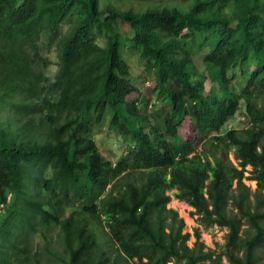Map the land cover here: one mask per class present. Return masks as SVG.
Returning <instances> with one entry per match:
<instances>
[{"label": "trees", "instance_id": "trees-1", "mask_svg": "<svg viewBox=\"0 0 264 264\" xmlns=\"http://www.w3.org/2000/svg\"><path fill=\"white\" fill-rule=\"evenodd\" d=\"M178 1L137 12L100 0H0V264H39L41 252L59 264H255L264 0ZM124 51L143 72L130 73ZM240 102L247 123L224 127ZM104 123L123 148L113 162L93 138ZM171 199L199 225L226 227L220 253L197 228L187 245Z\"/></svg>", "mask_w": 264, "mask_h": 264}, {"label": "rangeland", "instance_id": "rangeland-1", "mask_svg": "<svg viewBox=\"0 0 264 264\" xmlns=\"http://www.w3.org/2000/svg\"><path fill=\"white\" fill-rule=\"evenodd\" d=\"M189 1L190 0H182L180 2L181 4L183 2V4L186 3V5H188ZM178 2H179L178 0H100L99 5L100 7H102L105 3H109L120 9L131 8L134 11L140 12L143 9L153 8V7H175V8L181 7V5H178ZM179 9L184 10L183 8H179ZM119 30L123 33L128 32L127 28H124V26L120 27ZM96 42L99 45H102L103 38H98ZM201 55L202 54H198L193 57V62L198 69H202L203 67L201 64ZM48 57L50 58L51 61H53L52 53H49ZM123 57L127 60L128 64L130 65L131 74L137 75L138 73L143 72L142 71L143 68L140 62L138 61V58L136 55L134 54L128 55L124 51ZM53 70H54L53 65L50 64V67L47 68L48 75L51 76V74L53 73ZM149 78L150 76L148 77V79ZM145 81L146 82L142 86L141 92L139 94L140 96H144V97L149 96V91L147 90V86L150 83L149 80H145ZM209 85L210 84L207 81L205 91L208 90ZM136 95H137L136 93H130L126 99L128 101H131L137 97ZM153 102H154L153 99L150 98L149 103L151 104V107H149L148 105L146 106L148 110L153 109L152 107ZM241 103L242 102H240L239 107L237 111L234 113L233 117L224 125V127L241 128L245 126V124L247 123V119L244 116ZM105 124L106 123H104L101 127L95 128L93 130V138H94L98 151L106 159L113 162L119 156V154L123 151V148H122V144H120L121 140L117 139L113 133L109 132L107 128L105 127L106 126ZM188 135H195L193 133L192 127L190 126L188 127L187 133H186V136ZM200 141L201 140L198 137L194 141L195 142L194 147L196 148V150H198ZM229 158L231 159L232 162H234L231 155H229ZM243 182L245 183V185L249 186L251 190L254 189L255 187L254 181L244 179ZM9 200L12 201V199H9ZM167 206L175 209L177 211L178 216L183 219V222H184L183 230L190 234V237L187 240V245L191 246L193 242L192 230L193 228H197L199 232V241L203 243L204 247L214 250L215 253H220V251L222 250V246L225 242V235L227 232L226 227L218 226V225H209V226L199 225L196 220V216L194 214H191L192 209L189 206H187L185 203L178 201L176 199H171L168 202ZM6 212H7L6 206L0 208V214L6 213ZM245 228H246L245 225L241 226V230H242L241 237L245 236V233H246L244 232ZM55 232H56L55 229H50L45 233L47 234V236H51L53 238L55 237ZM95 232L98 233L97 241L99 243L103 242L105 238L104 235H101V232H99L98 229H95ZM38 241H39V238L37 237V232L32 233L31 234V249L32 250L37 248V245H39ZM51 244L55 249H59L58 243L55 240H51ZM240 253H241V249H238L237 254L240 255ZM255 254H256L255 264H264V246L256 249ZM35 257L40 258L39 264H56V263L59 264L58 261H54L51 257H49V255H46L42 252L38 256H35ZM226 262H227L226 259L221 256V263L226 264ZM31 264H36L35 260L31 259Z\"/></svg>", "mask_w": 264, "mask_h": 264}]
</instances>
